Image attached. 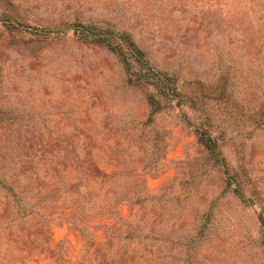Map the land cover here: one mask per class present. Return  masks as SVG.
<instances>
[{"label":"rangeland","instance_id":"rangeland-1","mask_svg":"<svg viewBox=\"0 0 264 264\" xmlns=\"http://www.w3.org/2000/svg\"><path fill=\"white\" fill-rule=\"evenodd\" d=\"M0 264H264V0H0Z\"/></svg>","mask_w":264,"mask_h":264},{"label":"trees","instance_id":"trees-1","mask_svg":"<svg viewBox=\"0 0 264 264\" xmlns=\"http://www.w3.org/2000/svg\"><path fill=\"white\" fill-rule=\"evenodd\" d=\"M82 31H86V28H81ZM94 41L97 43L104 44L109 47L111 50H115L120 54H126V56H122L124 63L126 64L127 69H132V64L129 61L132 59L136 64H138L141 69H146L144 73H135L137 76L144 77L148 81V83L153 84L156 89H158L162 94L169 95V92H175V89L171 87V83L167 77L162 76L160 73L153 71L149 66L147 61L145 60L144 54L139 50V48L133 44L128 38H121L125 44V49H123L122 44H117L116 46L112 45V41L114 40L110 35H106L104 33L95 34ZM127 50L128 52L126 53ZM130 55V56H127ZM139 79V78H138ZM148 103L152 112H156L159 110L160 103L154 98L153 94H150L148 97ZM205 146L212 152H215V145L213 141L208 137L206 139L201 140Z\"/></svg>","mask_w":264,"mask_h":264}]
</instances>
